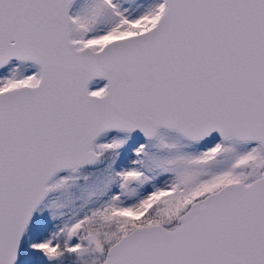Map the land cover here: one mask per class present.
Returning a JSON list of instances; mask_svg holds the SVG:
<instances>
[{"label": "snow or ice", "instance_id": "obj_1", "mask_svg": "<svg viewBox=\"0 0 264 264\" xmlns=\"http://www.w3.org/2000/svg\"><path fill=\"white\" fill-rule=\"evenodd\" d=\"M0 264H264V0H0Z\"/></svg>", "mask_w": 264, "mask_h": 264}]
</instances>
